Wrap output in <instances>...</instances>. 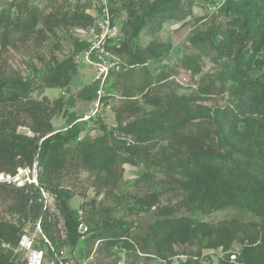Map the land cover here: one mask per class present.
Wrapping results in <instances>:
<instances>
[{
	"label": "trees",
	"instance_id": "trees-1",
	"mask_svg": "<svg viewBox=\"0 0 264 264\" xmlns=\"http://www.w3.org/2000/svg\"><path fill=\"white\" fill-rule=\"evenodd\" d=\"M183 1L129 4L122 29L124 39L119 47L108 48L116 56L127 58L129 70L116 72L119 76L132 77L136 67L158 62L167 54V49L153 44L134 51L131 43L155 21L161 28L165 22L176 20ZM110 3L114 15L117 9L113 0ZM4 15L0 19V172H15L18 167L38 162L40 186L50 199L56 198L73 248L88 234L101 242L107 239L109 246L127 237L132 224L112 218L113 208H104L98 198L108 187L118 184L119 164L134 165L135 157L164 169L168 181L189 192L188 204L192 206L199 204L212 209L238 206L264 218V0H227L220 14L223 20L206 35L192 40L198 44L210 43L225 61L231 81L227 108L209 109L197 104L193 96L176 93L150 98L147 103L156 111L123 126L125 114L140 112L138 107L126 104L117 113V130L104 128L103 135L93 141H77L80 134L77 124L66 132L55 130L53 119L68 114L63 97L53 101L32 98L38 88L70 87L78 75L73 60L56 61L45 70L34 69L27 77L8 76L2 64V51L11 32L25 37L37 31L41 21L51 26L54 20L66 23L67 14L59 18L52 13L42 20L37 8L25 4L15 19ZM71 21L74 26L82 27L95 22L87 5L77 6ZM182 65L191 67L193 59L184 60ZM97 88L94 82L95 96ZM134 89L141 88L133 84L130 90ZM126 97L131 96L126 94ZM20 127L27 128L31 135L19 133ZM128 137L131 142L125 139ZM161 142H166L167 147L152 153L151 147ZM84 172L92 177L96 194L82 203L90 231L81 235L80 209L76 213L69 207L60 188L67 178ZM145 178L149 180V176ZM3 188L8 187L0 186ZM11 189L19 195L11 207L10 219H0V264H22L11 260L10 255L11 251L16 253L29 223L35 227L40 222L47 238L53 244L56 241L53 224L38 198L30 191ZM158 201L152 193L137 197L135 203L148 211ZM144 242L143 250L147 254L153 249L164 260L175 254L176 247L200 244L204 250L222 249L224 257L220 264H264V223L232 220L213 224L196 217L167 215L151 225ZM125 244L132 247L128 242ZM235 244L240 246L238 251L233 250ZM180 264L205 263L199 258H189Z\"/></svg>",
	"mask_w": 264,
	"mask_h": 264
},
{
	"label": "rangeland",
	"instance_id": "rangeland-1",
	"mask_svg": "<svg viewBox=\"0 0 264 264\" xmlns=\"http://www.w3.org/2000/svg\"><path fill=\"white\" fill-rule=\"evenodd\" d=\"M155 1L157 0H113V6L117 11L114 14L111 46L119 47L124 39L122 29L128 18L126 8L129 4L131 2L152 4ZM25 4H28L29 8H37L42 20L54 13L58 14L59 18L67 14L68 21L62 23L54 20L52 26L45 25L41 21L37 31L25 37L14 31L11 32L2 51V64L8 76L27 77L34 69L45 70L56 61L61 63L71 59L75 62L78 75L71 88L68 87L67 90L38 88L32 93V98L37 101L44 98L53 101L63 97L66 108L75 112L74 116L79 114V119L81 118V123L76 125L80 129L77 141H93L103 135L104 128L107 131L117 130V113L126 104L138 107L140 112L139 115L125 114L123 126L138 117L150 115L156 111L155 107L147 103L150 98L176 93L193 96L197 104L213 110L225 109L230 105L228 90L231 81L226 72L225 61L210 43L198 44L192 41L194 38L206 35L211 28L223 20L220 14L227 0H184L176 20L165 22L161 28L155 21L150 29H144L138 40L131 43L132 49L134 51L137 48L144 49L153 44L167 49V54L158 62H149L146 67H136L132 77H122L117 71V73L113 72L97 114L93 113L97 101V93L95 96L92 89L95 70L83 60V51L94 39L101 22L100 13L94 6L93 0H0V19L4 14L10 16L11 20L15 19L24 9ZM80 5L89 7L90 14L95 20L92 26L73 25L71 17ZM118 58L120 72L128 71L127 58L119 56ZM189 58L193 59V65L184 67L182 62L184 60L188 62ZM78 80L81 84L77 83ZM133 84L141 89L130 90ZM86 91L89 92L84 93ZM126 94L131 97H126ZM89 96H92V99L89 100ZM56 118L62 117L56 116ZM73 121L74 117L69 118L67 123ZM18 132L29 135V130L25 127H20ZM116 134L122 136L119 132ZM125 139L128 142L132 140L131 137ZM166 147V142L155 144L151 147L152 153ZM134 159L136 160L134 165L119 164L121 178L118 184L116 187H108L98 198V202H101L104 208H113L112 218L133 226L127 237L120 239L115 246L107 245V239L101 242L92 238V234H88L80 243L81 246L73 248L67 238L64 218L59 211L57 200L52 196L45 213L53 224L56 247L66 253L71 264H180L189 258H199L205 264H220L224 257L222 249L204 250L200 244L194 247H176L175 254L164 260L157 256L153 249L148 250L149 254L143 250L144 239L151 225L167 215L196 217L213 224L232 220L260 225L264 223V218L256 217L238 206L220 209L199 204L192 206L188 204L189 192L168 181L164 169L152 165L143 158ZM146 176H149V180L145 178ZM60 193L67 199L69 207L77 213L83 202L95 197L96 190L92 177L84 172L67 178L60 188ZM152 193L159 198L158 205L148 211L141 210L135 203L137 197H145ZM18 195L14 189H0V219H10V210L16 203ZM82 216L87 223L84 211ZM36 228L37 225L34 227V224L29 223L23 233L27 231L33 234ZM125 242L132 247H128ZM239 248L240 246L235 244L233 250L238 251ZM10 257L11 260L22 264L25 261L22 254L13 251Z\"/></svg>",
	"mask_w": 264,
	"mask_h": 264
},
{
	"label": "built area",
	"instance_id": "built-area-1",
	"mask_svg": "<svg viewBox=\"0 0 264 264\" xmlns=\"http://www.w3.org/2000/svg\"><path fill=\"white\" fill-rule=\"evenodd\" d=\"M93 4L100 13V26L88 49L83 54V60L95 70V82L98 84L97 101L95 104L97 114L101 108V100L113 72L121 71L119 58L108 48L111 46L114 30V15L111 11L110 0H93ZM29 135L31 132L29 131ZM40 167L37 161L30 166L18 167L15 172H0V186L30 191L39 203L47 210L50 205V196L40 186ZM83 211L79 210L78 232L86 235L90 227L83 219ZM16 253L24 256L25 264H71L66 253L53 244L37 224L36 232L30 234L25 231L19 241ZM234 258V257H232Z\"/></svg>",
	"mask_w": 264,
	"mask_h": 264
},
{
	"label": "crops",
	"instance_id": "crops-1",
	"mask_svg": "<svg viewBox=\"0 0 264 264\" xmlns=\"http://www.w3.org/2000/svg\"><path fill=\"white\" fill-rule=\"evenodd\" d=\"M77 83H80L81 84V82H79V80L77 81ZM67 89L68 88H66L65 90H67ZM74 113L75 112H72V110L68 109V114L66 116H61L62 118H56L55 117L53 119V121H52L55 130L56 131L66 132L69 128H71L72 125H74V124H77L78 125L79 123H81V118L79 119V116H78L79 114H76L74 116ZM71 116L74 117V121L67 123L68 120H69V118L70 119L72 118Z\"/></svg>",
	"mask_w": 264,
	"mask_h": 264
}]
</instances>
